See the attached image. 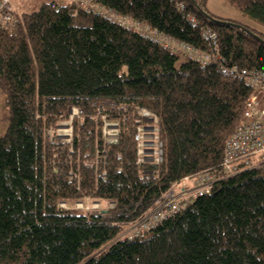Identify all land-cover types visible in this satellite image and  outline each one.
Listing matches in <instances>:
<instances>
[{
  "label": "trees",
  "instance_id": "trees-1",
  "mask_svg": "<svg viewBox=\"0 0 264 264\" xmlns=\"http://www.w3.org/2000/svg\"><path fill=\"white\" fill-rule=\"evenodd\" d=\"M225 1L264 27V0ZM95 2L203 51L200 28H209L220 57L207 66L186 57L179 63L177 53L72 2L18 10L0 27V93L8 112L0 137V264H264V164L218 178L209 194L142 236L121 237L173 185L219 175L249 94L241 78L219 68L264 72V44L250 32L264 38L241 22L207 18L218 20L204 0H177L183 10L169 0ZM72 108L82 118L73 122L71 143L49 142V130ZM139 109L157 118L160 164H137ZM100 115L119 122L117 143L102 142ZM86 200L100 211L75 208Z\"/></svg>",
  "mask_w": 264,
  "mask_h": 264
},
{
  "label": "built area",
  "instance_id": "built-area-1",
  "mask_svg": "<svg viewBox=\"0 0 264 264\" xmlns=\"http://www.w3.org/2000/svg\"><path fill=\"white\" fill-rule=\"evenodd\" d=\"M177 5V8L183 10L178 5L177 0H169ZM72 3L86 13L95 14L106 18L111 22L129 28L131 31L142 35L160 46L170 50L174 54H180L189 60L207 66L214 60L219 59V46L217 35L209 28H200V37L207 42L208 49L203 51L194 48L183 42L168 39L166 36L149 31L137 23H131L125 18H121L110 10L104 9L96 4L95 0H72ZM18 14V10L11 0H0V27L4 28L13 22V16ZM125 19V20H124ZM190 23L196 27L198 22L191 15L188 16ZM220 72L224 75L239 77L243 80L249 90V94L244 103L243 115L226 141L223 149V161L219 177L204 173L193 178H185L179 184H175L170 189V195L165 201L156 208V210L145 219L135 233L134 237L142 236L149 229L160 224L164 219L173 216L185 207L188 201L198 196L210 193L213 184L219 179L227 178L239 173L245 169H254L264 164V72L256 69L239 68L238 66L220 65ZM100 117V137L104 144H115L119 137V122L111 120L108 115L95 116ZM82 112L77 108L70 109L68 113L67 126L65 131V144L72 141L74 120H80ZM135 134L134 142L136 144L137 164L151 162L160 164L163 156V145L159 139L158 121L154 114L145 109H139L134 118ZM104 155V153H103ZM148 179L147 177H145ZM187 185L189 188H187ZM179 193H175L177 189ZM78 202L75 208L80 211L99 212L98 204L91 208L85 207Z\"/></svg>",
  "mask_w": 264,
  "mask_h": 264
},
{
  "label": "rangeland",
  "instance_id": "rangeland-1",
  "mask_svg": "<svg viewBox=\"0 0 264 264\" xmlns=\"http://www.w3.org/2000/svg\"><path fill=\"white\" fill-rule=\"evenodd\" d=\"M43 1H52V0H11L12 3L16 2L23 7L20 9V11H30V9L37 6L40 2H43ZM53 1H55L56 3L61 4V5L62 4H65V5L70 4V0H53ZM29 5H31L30 6L31 8L29 7ZM204 9L207 13H209L210 15H212L213 17L217 18L220 21H222V20H229V21L240 20L242 23L249 25L250 27H252L256 31H258V33L260 35H262V37L264 38V27L257 25L255 23H253L251 20L241 16L239 14V12L233 6L228 4L225 0H204ZM18 13H19V11H18ZM177 56L179 58V63L183 62L185 60V57H183L182 55L178 54ZM7 115H8V112L4 106L3 95L0 93V137L5 133L6 128H7ZM67 123H68L67 119L59 121L58 125L56 126L55 129L49 130L48 141L52 142V143L55 142L57 144L65 145V137H61V136L65 135V131L68 128V126L66 125ZM72 136H73V134H72ZM187 188H189L188 185H187ZM180 191H181V189L179 188L175 191V193H179ZM76 203H78V202H76ZM73 204L69 205L67 203H61L60 206L62 208H70V207H73ZM94 204H98V203L93 202L91 200H86L85 202H81V204H78L77 206L79 207V205H82L83 208L85 209V207L91 208L92 205H94ZM160 204L161 203L157 204L151 211L146 213L136 223L130 225L128 227V229H126L123 232V235H121V237L133 236L135 231H137L141 226H143V224L145 222L144 218L151 215ZM99 207H101V206L99 205ZM85 212L89 214V213H96L97 211H95V212L85 211Z\"/></svg>",
  "mask_w": 264,
  "mask_h": 264
},
{
  "label": "water",
  "instance_id": "water-1",
  "mask_svg": "<svg viewBox=\"0 0 264 264\" xmlns=\"http://www.w3.org/2000/svg\"><path fill=\"white\" fill-rule=\"evenodd\" d=\"M205 15H206L207 18H209V19H211V20H213V21L221 22L220 20H216V19L212 18L211 16H209V15H207V14H205ZM226 24H229V25H232V26L239 27L238 25H236V24H232V23H230V22H226ZM250 34H251L252 36L256 37V38L259 40V42H261V43L264 44V40L261 39L259 36H256L255 34H253V33H251V32H250ZM104 212H105V211H104Z\"/></svg>",
  "mask_w": 264,
  "mask_h": 264
},
{
  "label": "crops",
  "instance_id": "crops-1",
  "mask_svg": "<svg viewBox=\"0 0 264 264\" xmlns=\"http://www.w3.org/2000/svg\"><path fill=\"white\" fill-rule=\"evenodd\" d=\"M52 2H53V0H52ZM72 2V0H70V3ZM13 5L18 9V10H20L21 8H23L21 5H19L18 3H13ZM61 5V4H60ZM62 5H65V4H62ZM31 5H29V7H30ZM31 8V7H30ZM240 14V13H239ZM241 15V14H240ZM242 16V15H241ZM235 21H237V22H241L240 20H235ZM242 23V22H241ZM244 24V23H243ZM246 25V24H245Z\"/></svg>",
  "mask_w": 264,
  "mask_h": 264
}]
</instances>
